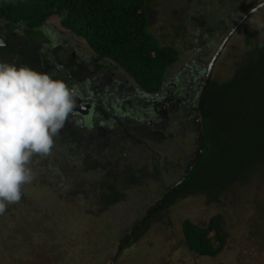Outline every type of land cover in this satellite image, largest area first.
I'll use <instances>...</instances> for the list:
<instances>
[{"label": "rangeland", "instance_id": "obj_1", "mask_svg": "<svg viewBox=\"0 0 264 264\" xmlns=\"http://www.w3.org/2000/svg\"><path fill=\"white\" fill-rule=\"evenodd\" d=\"M262 2L264 0H146L151 34L159 44L171 45L179 52L178 61L166 72L162 85V92L169 93L165 101L174 119L170 125L173 130L165 139L166 162L160 168V178L157 179L150 167L139 171L138 165L143 164L144 157L152 158L146 167L153 164V157L140 143L131 146L129 156L125 153L130 142L124 144L120 153L118 144L113 147L115 151L109 150V143L103 138L97 139L94 135L87 140L84 129L74 126L81 132L72 130L70 123L74 121L68 112L67 118L55 112L50 122L41 120L48 124L42 130L44 136L39 137L47 153L52 151L51 145L57 146L59 141L73 138L69 150L56 149L57 156L52 163L38 159L37 147L28 148V142L36 139V131L19 132L16 147L13 145L16 140L9 143L7 140L11 139L0 135V264H110L112 261L113 264H264V179L257 176L210 200L202 194L178 199L159 213L138 240L123 247L117 260L113 259L123 233L161 198L166 186L179 177L195 156L197 125L188 118H192L189 114L194 111L199 97L207 63L220 43L232 32L212 69L216 79L224 80L231 76L233 63L243 57L246 38L264 39V6L239 23ZM216 11L229 13L231 20L221 31L205 30V13L212 15ZM3 21L0 18V24ZM53 26L56 31L60 29L56 17L49 19L45 30H54ZM28 37L34 41L44 39L42 34ZM65 38L71 39L67 34ZM82 44L78 49L84 53L83 58L98 62L91 48L85 42ZM23 54L28 56L31 52ZM0 56L3 58L2 78L6 72L24 73V68L9 64V56ZM38 74L43 76V73ZM187 94L191 100L194 98L190 105L184 100ZM31 95L33 98L28 103L35 105L36 111L40 110V105L47 110L43 94ZM60 99L63 101L64 97ZM25 103L18 102L16 97L3 99L0 108L17 106L20 109L18 105ZM180 117L182 123L179 124ZM33 121L30 125H35ZM34 127L40 128V125ZM127 132L131 135V131ZM82 136L84 142L78 143L77 139ZM142 136L150 138L148 132ZM57 138L59 141L54 143ZM137 140L141 141L139 134ZM4 144L6 147L2 148ZM138 159L143 161L137 162ZM132 178L136 179V185L130 184ZM106 182L123 187V195L115 205L102 208L97 204L95 191L104 188L102 184ZM213 216L220 217L224 234L221 252L215 257L190 252L181 234L182 220L206 227Z\"/></svg>", "mask_w": 264, "mask_h": 264}, {"label": "trees", "instance_id": "obj_2", "mask_svg": "<svg viewBox=\"0 0 264 264\" xmlns=\"http://www.w3.org/2000/svg\"><path fill=\"white\" fill-rule=\"evenodd\" d=\"M52 17L57 18L63 29L69 30L80 41L85 42L98 61H112L148 93L160 91L167 70L179 59V52L175 47L159 44L151 34L146 0H0V18L11 29L15 26L24 27L23 33L26 36L39 35V28ZM230 17L226 12L222 14L216 11L212 15L205 13V30L221 31L231 20ZM228 33L229 31L225 35ZM233 64L231 76L227 79L218 80L211 73L202 106V151L195 165L187 174L196 160L198 148L187 168L166 186L160 200L144 213L147 217L143 220L144 216L140 217L129 231L123 233L113 259L122 253L123 247L138 240L159 213L178 199L202 194L210 200L232 186L247 183L252 176L264 179V39L256 40L253 36H248L243 57ZM197 102L198 99L194 111L189 114L192 118L188 119L197 125L199 139ZM24 120L22 115L6 107L2 108L0 135L3 134L5 138L11 139L7 142L13 143L20 139L19 132L36 131V139L28 142V148L37 147L35 154L38 159L52 163L57 156L58 145H51L52 151L47 153L43 150V142L39 141V137L44 136L43 129ZM178 122L182 123L181 117ZM172 130L170 128L169 132ZM163 137L159 138L161 144L157 143L164 148ZM140 138L148 145L151 142L148 137ZM55 140L54 143L59 141L58 138ZM18 143L13 145L16 147ZM5 147L6 144L2 146ZM64 149L60 148V151H67ZM145 168L149 169L145 166L139 171L144 172ZM152 173L159 178V171L154 163ZM136 183L135 178L130 180V184ZM102 186L105 187L95 191L99 206L108 207L121 200L123 187L107 182ZM210 233L213 234L211 237ZM181 234L190 252L204 257H215L221 252L224 234L219 216L211 217L206 227L184 219L181 222Z\"/></svg>", "mask_w": 264, "mask_h": 264}, {"label": "flooded vegetation", "instance_id": "obj_3", "mask_svg": "<svg viewBox=\"0 0 264 264\" xmlns=\"http://www.w3.org/2000/svg\"><path fill=\"white\" fill-rule=\"evenodd\" d=\"M48 21H45L39 28V34H42L44 38L42 41L37 39L34 41L26 36L22 26H15L11 29L4 21L0 24V54L10 57V65L16 64L19 69L24 68V73L19 75L6 72L5 78H2L0 68V102L3 99L9 100L15 97L18 98V102L26 101L25 104L18 105L20 109L17 106L5 107L19 115L22 114L26 123L27 120L29 123L34 120L35 125H41L40 128L43 130L47 127V123L41 122L43 118L50 122V118L53 117L52 113L55 114V112L67 118L66 113L68 112L74 121V124L70 123L72 130L74 126L84 129L87 134L84 138L87 140L93 138L94 135L97 139L103 138L108 141L109 150L118 144V153L124 149L126 142H130V146L128 144L126 149V156L131 153V146L140 143V146L142 145L153 157V163L160 175V168L166 161L164 160L165 150L158 145L161 142L159 138L169 133L174 119L173 112L167 109L169 93L162 92L163 87L154 94L143 91L135 81L125 78L124 72L112 61L85 60L84 53L78 49L79 46L83 47V41H80L69 30L63 29L60 24V29L57 31L54 26L51 27L54 30H45V24ZM65 34L71 39H66ZM26 51L28 54L30 51L31 55L24 56L23 52L26 54ZM18 54L21 58H16ZM32 60L34 61L31 62ZM2 62L3 58L0 56V67ZM37 72L43 73V76L37 75ZM48 81L51 83L50 86H48ZM45 83H47L46 86H44ZM31 94L38 96L43 94L47 110L40 105V110L36 111L35 105L28 103V100L33 98ZM62 97H64L63 101L60 99ZM163 100H167L166 103ZM184 100L188 103L187 105H190L194 98L192 97L191 100V96L187 94ZM37 116L39 118H36ZM74 130L76 133L81 132L75 128ZM127 130L131 131V135ZM141 130L142 132H139ZM146 132L150 136L149 145L137 140L138 134L142 136ZM165 136L163 139L167 138ZM84 138L82 136L77 139V142H84ZM72 140L73 138L70 141H59L58 148H65L64 151L69 150L70 144L68 143ZM144 159L146 162L138 165L139 168L145 167L152 161V158L144 157ZM139 160L143 161V159H138L137 162H140ZM149 167L153 169V164L147 166ZM158 201H154L151 205ZM143 216L144 214L141 217Z\"/></svg>", "mask_w": 264, "mask_h": 264}, {"label": "water", "instance_id": "obj_4", "mask_svg": "<svg viewBox=\"0 0 264 264\" xmlns=\"http://www.w3.org/2000/svg\"><path fill=\"white\" fill-rule=\"evenodd\" d=\"M262 6H264V2H262V3L258 4L257 6L253 7L245 16L242 17V19L239 21V23H242V20H244L247 17H249L251 14H253L255 11H257ZM231 34H232V32L227 36V38L225 40H223L220 43V45L216 49L215 53L211 57L210 61L207 63L206 72H205V78H204V81H203V84H202V87H201V90H200V93H199L197 107H196L197 118H198V121L200 123V136H199V139H198V154H197L195 162L190 166L187 174L192 169V167L195 165V163L198 160V158L200 156V153L202 151V145H203L202 106H203L204 97H205L207 89H208V85H209V81H210L213 65H214L217 57L219 56L220 52L223 50V47H224L225 43L227 42V40L229 39ZM161 202L159 204H161ZM150 213H151V211L148 213V215ZM145 217H147V216H144L142 218V220ZM111 264H113V261L111 262Z\"/></svg>", "mask_w": 264, "mask_h": 264}]
</instances>
